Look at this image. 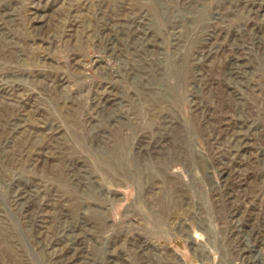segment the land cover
Here are the masks:
<instances>
[{
  "label": "rangeland",
  "instance_id": "rangeland-1",
  "mask_svg": "<svg viewBox=\"0 0 264 264\" xmlns=\"http://www.w3.org/2000/svg\"><path fill=\"white\" fill-rule=\"evenodd\" d=\"M0 264H264V0H0Z\"/></svg>",
  "mask_w": 264,
  "mask_h": 264
}]
</instances>
